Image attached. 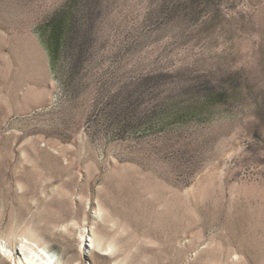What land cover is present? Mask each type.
I'll use <instances>...</instances> for the list:
<instances>
[{
	"label": "rangeland",
	"instance_id": "obj_1",
	"mask_svg": "<svg viewBox=\"0 0 264 264\" xmlns=\"http://www.w3.org/2000/svg\"><path fill=\"white\" fill-rule=\"evenodd\" d=\"M25 241L264 264V0H0V264Z\"/></svg>",
	"mask_w": 264,
	"mask_h": 264
},
{
	"label": "bare ground",
	"instance_id": "obj_2",
	"mask_svg": "<svg viewBox=\"0 0 264 264\" xmlns=\"http://www.w3.org/2000/svg\"><path fill=\"white\" fill-rule=\"evenodd\" d=\"M21 250H23L21 261L23 264H58L52 254L29 241L22 243ZM9 256L12 258L14 253L12 251L9 252Z\"/></svg>",
	"mask_w": 264,
	"mask_h": 264
},
{
	"label": "trees",
	"instance_id": "obj_3",
	"mask_svg": "<svg viewBox=\"0 0 264 264\" xmlns=\"http://www.w3.org/2000/svg\"><path fill=\"white\" fill-rule=\"evenodd\" d=\"M67 26L66 25H62V23H55L54 24V27H53V31H54V35H55V38L58 40L61 36V34L63 33V35L65 36L66 33H67ZM68 36V35H67Z\"/></svg>",
	"mask_w": 264,
	"mask_h": 264
}]
</instances>
